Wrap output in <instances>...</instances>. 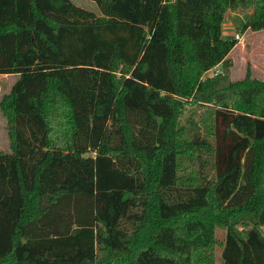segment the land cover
<instances>
[{
    "label": "trees",
    "instance_id": "obj_1",
    "mask_svg": "<svg viewBox=\"0 0 264 264\" xmlns=\"http://www.w3.org/2000/svg\"><path fill=\"white\" fill-rule=\"evenodd\" d=\"M92 1L0 0V264H264V0Z\"/></svg>",
    "mask_w": 264,
    "mask_h": 264
},
{
    "label": "rangeland",
    "instance_id": "obj_2",
    "mask_svg": "<svg viewBox=\"0 0 264 264\" xmlns=\"http://www.w3.org/2000/svg\"><path fill=\"white\" fill-rule=\"evenodd\" d=\"M75 5L99 14V11L92 0H71ZM248 16V12H230L228 11L224 18V27L222 28V37L227 40L234 39L238 34L241 38L230 51L228 58L232 63L229 70V76L232 80H241L244 78L246 69H251L252 77L257 80L264 79V29L260 31L242 30V26ZM219 72V67L212 69L206 75H213ZM15 75L0 74V99L6 95L10 87L16 81ZM199 114L198 106L188 107L183 117L179 120V125L187 119H197ZM5 118L0 111V151H9L8 136L5 129ZM264 233V227L261 228ZM217 238L222 240L225 232L222 230L216 231ZM221 249L216 248V262L222 264L220 257Z\"/></svg>",
    "mask_w": 264,
    "mask_h": 264
},
{
    "label": "built area",
    "instance_id": "obj_3",
    "mask_svg": "<svg viewBox=\"0 0 264 264\" xmlns=\"http://www.w3.org/2000/svg\"><path fill=\"white\" fill-rule=\"evenodd\" d=\"M234 40H236V41H240L241 38H240V36H239L238 34H236V35L234 36Z\"/></svg>",
    "mask_w": 264,
    "mask_h": 264
},
{
    "label": "crops",
    "instance_id": "obj_4",
    "mask_svg": "<svg viewBox=\"0 0 264 264\" xmlns=\"http://www.w3.org/2000/svg\"><path fill=\"white\" fill-rule=\"evenodd\" d=\"M224 27V23L222 24V28Z\"/></svg>",
    "mask_w": 264,
    "mask_h": 264
}]
</instances>
